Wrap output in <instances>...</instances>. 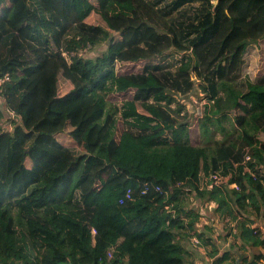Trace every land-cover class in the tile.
I'll return each instance as SVG.
<instances>
[{
	"label": "trees",
	"instance_id": "trees-1",
	"mask_svg": "<svg viewBox=\"0 0 264 264\" xmlns=\"http://www.w3.org/2000/svg\"><path fill=\"white\" fill-rule=\"evenodd\" d=\"M110 2L130 16L97 15ZM263 39L264 0H0L5 107L21 120L0 128V264H186L179 241L199 219L186 199L202 201L201 179L219 170L239 191L215 187L213 211L250 199L264 221ZM195 86L216 118L198 125L204 144L179 101ZM131 91L119 107L107 99ZM127 190L134 201L120 203ZM6 205L26 229L2 219Z\"/></svg>",
	"mask_w": 264,
	"mask_h": 264
},
{
	"label": "crops",
	"instance_id": "crops-1",
	"mask_svg": "<svg viewBox=\"0 0 264 264\" xmlns=\"http://www.w3.org/2000/svg\"><path fill=\"white\" fill-rule=\"evenodd\" d=\"M200 188L202 193L200 196L203 197V200L201 201L199 196L192 194L187 197L185 203V207L188 210H193L196 213H198L200 203L215 202L214 200H209L210 194L214 188L209 189L204 184H200ZM241 204L233 203V201L229 202L232 215L218 214L213 211L214 209L208 211L210 217L216 216L217 219L219 218V224L203 227V234L198 236L200 244L192 243L191 237L196 235V233L191 234L193 230H189V234L185 232L186 238L181 239L179 242L184 248L183 255L186 264H218V260L225 254H227L229 258L224 260L221 264H229L231 258H238L240 264H251L253 262H255V264H264V259H260V261L257 260L259 255H263L264 257V254H262L264 245L256 244L254 241L244 238V235L238 228L241 223H245L250 229L256 228L260 231L259 239L264 241L262 205L250 199ZM226 217L229 218L231 224L226 223L222 225L220 222ZM198 222L194 224V228L197 226ZM214 251H216V253H214Z\"/></svg>",
	"mask_w": 264,
	"mask_h": 264
},
{
	"label": "rangeland",
	"instance_id": "rangeland-1",
	"mask_svg": "<svg viewBox=\"0 0 264 264\" xmlns=\"http://www.w3.org/2000/svg\"><path fill=\"white\" fill-rule=\"evenodd\" d=\"M96 13H97V15L98 14L101 15L104 19H106L109 16H116L118 14H124V15L130 16V14L127 11L123 10L122 5L118 2H110L104 11L97 10ZM259 47H260V57L258 59V68L256 71L257 76H260L264 73V39L259 42ZM105 49H106V45L101 44L94 49H90L88 51V55L90 57H97L102 52H104ZM141 65L142 64L130 66L129 64L118 63L116 65V69L120 73H122V72H124V73L125 72H134V71L138 72V71H140V69L142 67ZM131 96H132V91L127 92L126 94H118V95L111 94L108 96L107 99L110 103L119 107L123 101L130 99ZM189 96L192 97V99L190 98V100L193 104V108H195V109H193L192 105L188 103V100L185 101L181 97V98H179V101L186 106L188 124L190 126H194L196 123L195 127H192L193 130H191V140L194 144H204L206 142V140H205V138H203L202 133L199 134L200 127H198V125L206 120V118H205L206 116H207V118H210V120L216 119L212 115L213 107H212L211 103H208L207 100L204 99L203 94L200 93V91L197 89L196 86L194 87V89L192 90V92ZM216 126H217V124L210 126L211 130L214 131ZM222 126L226 132H229L231 134L233 133V121H232L231 117L229 118V120L225 121L222 124ZM213 137H214V139H222L223 136H222L221 132L216 130L214 132ZM95 188H96V185L93 187H90L89 189L85 188V190H83L84 203L89 202L91 200L90 196L93 195V193L95 191L97 192L99 190V188H96V189ZM80 196H82V195L80 194ZM2 219L10 220L12 222V225L16 228L26 229V223H25L24 219L21 217L19 210L16 209L15 207H12L11 205H6L4 207Z\"/></svg>",
	"mask_w": 264,
	"mask_h": 264
},
{
	"label": "built area",
	"instance_id": "built-area-1",
	"mask_svg": "<svg viewBox=\"0 0 264 264\" xmlns=\"http://www.w3.org/2000/svg\"><path fill=\"white\" fill-rule=\"evenodd\" d=\"M66 55V54H64ZM130 66H132V63H129ZM11 77L8 73H5L3 75H0V128L1 132H7L11 133L15 127V124H19L21 122L20 118L17 120V116L14 112L10 111L9 109H6V104H5V97L3 95L4 92V86L10 81ZM208 180L211 182V185H208ZM229 181V176L223 175L222 171L219 170L215 173H213L207 180L206 179H201L200 184H204L207 186L209 189H213L215 187H218L222 184H226V187L231 190H236L239 191V187L236 183H228ZM201 189V188H200ZM157 194H161L163 190L161 188H156L155 189ZM145 193V192H144ZM124 200H129V201H134L131 197V191L127 190L124 194V197L119 201L120 203L123 202ZM216 208V203L215 202H208V203H200L199 208H198V217H199V222L197 226L195 227L196 229V235L191 237V241L194 244H200V240L198 236L203 234V227L208 226V225H217L219 224V218L217 219L215 217H210L208 211H212V209ZM222 225L229 223L231 224L230 220L228 217L223 219L222 222H220ZM234 233H236L234 230H232ZM94 232V229H93ZM262 254H264V249L262 250ZM108 258H112L111 253H107ZM98 260H102V256L98 255L97 256Z\"/></svg>",
	"mask_w": 264,
	"mask_h": 264
},
{
	"label": "water",
	"instance_id": "water-1",
	"mask_svg": "<svg viewBox=\"0 0 264 264\" xmlns=\"http://www.w3.org/2000/svg\"><path fill=\"white\" fill-rule=\"evenodd\" d=\"M191 92H192V91H191ZM191 92H190L188 95L182 97V99L185 100V101L188 100V103L191 104V105H192V108H193V104H192V102H191V100H190V98L192 99V97L189 96V95L191 94ZM193 109H195V108H193ZM190 119H191V118H190ZM235 264H240V262H239L238 259L236 260Z\"/></svg>",
	"mask_w": 264,
	"mask_h": 264
}]
</instances>
